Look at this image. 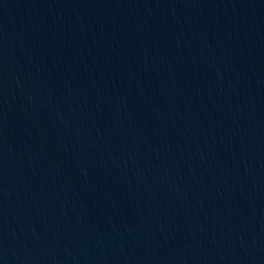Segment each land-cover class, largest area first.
Listing matches in <instances>:
<instances>
[{
	"label": "water",
	"instance_id": "obj_1",
	"mask_svg": "<svg viewBox=\"0 0 264 264\" xmlns=\"http://www.w3.org/2000/svg\"><path fill=\"white\" fill-rule=\"evenodd\" d=\"M0 264H177L1 56Z\"/></svg>",
	"mask_w": 264,
	"mask_h": 264
}]
</instances>
